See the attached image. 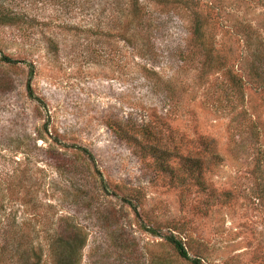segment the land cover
Wrapping results in <instances>:
<instances>
[{"label": "rangeland", "instance_id": "obj_1", "mask_svg": "<svg viewBox=\"0 0 264 264\" xmlns=\"http://www.w3.org/2000/svg\"><path fill=\"white\" fill-rule=\"evenodd\" d=\"M190 1L0 0V264H264V0Z\"/></svg>", "mask_w": 264, "mask_h": 264}, {"label": "trees", "instance_id": "obj_2", "mask_svg": "<svg viewBox=\"0 0 264 264\" xmlns=\"http://www.w3.org/2000/svg\"><path fill=\"white\" fill-rule=\"evenodd\" d=\"M156 3H161L164 4V2H167V0H152ZM135 4L137 3V0H135L134 2ZM171 5L173 4H178V5H189L194 4L195 1H190V0H171V2H169ZM198 16V15H197ZM202 17H196V21L198 22V26H200V20ZM210 20V19H209ZM3 62H7V64H11V61L7 58H2ZM252 79H255L257 81H261V75H259V71L252 73ZM262 88V87H261ZM260 86L257 85V91H260ZM130 130L135 129V127L133 125H129ZM151 153L153 152L152 149H150ZM157 152V150L155 151ZM161 155H164L165 158H169L168 155L161 153ZM156 156H160V155H156ZM161 157V156H160ZM71 238H64L61 239L59 241L56 242L54 249L55 251L60 252L59 256L60 258L56 260L55 264H77L78 262V258H79V250L82 249L83 245H84V241L81 239V235L76 234L75 232H71ZM154 234V233H153ZM167 242L173 247L175 253L177 254V256L185 261L190 262L191 264H202L201 260L198 258H193L191 259L188 255L187 250L185 249L183 243L181 240L179 239H175L172 235H169L168 237H166ZM53 249V250H54ZM52 255L56 256L58 255L57 253H53ZM34 259L35 263L34 264H38L39 263V258L38 256L34 255Z\"/></svg>", "mask_w": 264, "mask_h": 264}]
</instances>
